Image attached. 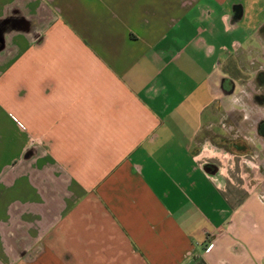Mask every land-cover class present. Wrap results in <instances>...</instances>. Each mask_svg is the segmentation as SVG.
Wrapping results in <instances>:
<instances>
[{
    "label": "crops",
    "instance_id": "0c3cea01",
    "mask_svg": "<svg viewBox=\"0 0 264 264\" xmlns=\"http://www.w3.org/2000/svg\"><path fill=\"white\" fill-rule=\"evenodd\" d=\"M245 19L243 0H0V264H264Z\"/></svg>",
    "mask_w": 264,
    "mask_h": 264
},
{
    "label": "rangeland",
    "instance_id": "374dc122",
    "mask_svg": "<svg viewBox=\"0 0 264 264\" xmlns=\"http://www.w3.org/2000/svg\"><path fill=\"white\" fill-rule=\"evenodd\" d=\"M243 6L245 7L246 11V19L245 20H253L255 22L256 20L260 21L261 25L264 22V0H243ZM247 23V22H246ZM264 56V54H261ZM261 76L264 78V71H262ZM264 82V80H263ZM264 91V88H262ZM260 179H256L257 183L259 182V191L263 192L264 190V164H261L260 166Z\"/></svg>",
    "mask_w": 264,
    "mask_h": 264
},
{
    "label": "flooded vegetation",
    "instance_id": "af4514ba",
    "mask_svg": "<svg viewBox=\"0 0 264 264\" xmlns=\"http://www.w3.org/2000/svg\"><path fill=\"white\" fill-rule=\"evenodd\" d=\"M256 100L259 102L264 103V92H262L261 94L256 95ZM261 134L264 136V131H261Z\"/></svg>",
    "mask_w": 264,
    "mask_h": 264
},
{
    "label": "built area",
    "instance_id": "2783aa9c",
    "mask_svg": "<svg viewBox=\"0 0 264 264\" xmlns=\"http://www.w3.org/2000/svg\"><path fill=\"white\" fill-rule=\"evenodd\" d=\"M212 246H213V244L212 243H209L208 246H207V249H211Z\"/></svg>",
    "mask_w": 264,
    "mask_h": 264
}]
</instances>
